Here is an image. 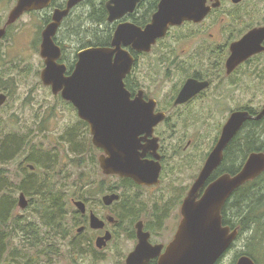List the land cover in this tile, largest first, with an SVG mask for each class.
<instances>
[{"label":"flooded vegetation","instance_id":"obj_1","mask_svg":"<svg viewBox=\"0 0 264 264\" xmlns=\"http://www.w3.org/2000/svg\"><path fill=\"white\" fill-rule=\"evenodd\" d=\"M17 1L13 0L6 18L3 20L4 22L0 24V28L6 27V34L0 39V43L9 35L22 15L26 13L37 14L42 18V24L38 27L41 28V55L44 29L53 21L54 11L67 8L69 0H51L50 4L43 9L26 11L14 23L6 25ZM98 1L83 0L74 6L62 19L54 36L55 43L61 47L62 51L58 62L66 65V76L71 75L75 70L78 53L81 50L98 46L89 43L86 46V43L83 42V46L80 47L74 57L66 51L61 34L63 37H68L69 34H65V30L69 29L68 25L74 26L73 30L79 32L78 41L84 40L83 23L80 24L79 22V25L76 26L68 23L77 10H83L80 11L78 18L84 20L86 16L87 18L90 17L92 12H94L93 15L97 14V11L102 7L106 9V21L109 23L107 30L112 32L110 44L107 46H111L114 33L120 24L131 23L144 30L152 23L154 16L163 4V0H137L132 11L127 12L120 19L109 22L107 8L109 0L97 3ZM169 2L170 0H167L169 9H175L176 6ZM205 5L209 7V11L203 19H184L180 23L169 24L164 35L158 37L151 44L150 50L140 51L131 44L122 45L133 60L132 67L124 78L125 89L128 92L127 105L129 107L144 106L142 113L152 114L151 121L154 124L150 133L144 132L138 135L137 156L141 161L156 162L160 165L159 181L157 183H142L130 176L105 173L100 162V156L106 154L105 150L94 145L97 150L101 151L98 162L103 173L114 177V180L118 179L119 182L114 186L111 184L107 186L105 189L107 191L102 195L97 207H92L80 200L84 202L86 209L82 212L75 205L79 215L77 237H80L75 241L83 248L86 245V252L83 254H88L95 259L106 258L108 257L106 252L109 250L118 251L120 249L123 251L120 244L122 240L126 239L130 248L125 251L122 264H128L129 255L135 251L139 244V232H141L142 234L148 233L147 239L152 247L163 246L160 251L158 248H152L150 252L154 256H151L147 261L144 259L145 264H158L161 255L166 251L168 244L174 239L179 228L183 218L184 201L209 156L217 146L224 126L230 117L238 112H249L251 115H257L264 107L263 105L260 109V106H255L253 102L252 104L246 102L248 94L258 92L260 86L257 85L264 81V0H205ZM85 6L88 11L85 10ZM99 27L102 26L99 24L93 26L96 35L100 33ZM254 30H257L258 34H252ZM240 43H243V53H241ZM251 44L260 49L244 58L245 48L248 49ZM234 45L237 46V54L233 58ZM236 60L237 63L235 64ZM43 61L45 66L44 58ZM144 67H149V72ZM144 70L146 71L144 72ZM148 73H157L160 78L170 80L172 84L169 91L163 96L155 92L159 89L154 91L147 83ZM152 79L157 80L156 75H153ZM49 87L51 88V86ZM0 94L6 96L5 102L0 108L1 111L11 98V94L5 88H0ZM55 95L62 97L60 92ZM64 100L73 105L71 101ZM219 113L226 116L227 120L220 125L210 149L200 157L204 156L205 159L198 165L199 171L197 172L196 148H199L197 141L190 138L183 145L182 136L177 134V127L182 123L180 127L190 130L191 124L196 126L206 123V118L214 117ZM158 118L160 119L157 121ZM250 121L264 123V117L260 120H247L227 143L221 161L199 188L198 199L220 177L226 174L235 175L244 167L246 159L252 153L250 152L245 156L244 150L245 130L250 127L248 126ZM187 134L188 132L185 131V136ZM185 169L189 170V176L192 178V181L187 185L176 176L180 175L178 171L181 172ZM165 178L169 179V182L178 181L180 183L178 189L183 192L160 206L161 198L159 196L158 200H153L154 190L161 187ZM243 187L244 184L237 188L221 208L222 224L229 227L231 233L235 230L238 232L228 250L242 233ZM111 195H117L118 198L110 204H106L104 197ZM166 199V196H162L164 203ZM75 201L79 200H74V203ZM148 205L150 208L147 213ZM92 215H96L102 221L103 226L93 228L91 226ZM168 220H171L169 228ZM86 234H89L87 238ZM82 236L83 238H81ZM106 236L108 238H104ZM77 237L74 236V239ZM99 239H105V245L102 247L98 245Z\"/></svg>","mask_w":264,"mask_h":264},{"label":"water","instance_id":"obj_2","mask_svg":"<svg viewBox=\"0 0 264 264\" xmlns=\"http://www.w3.org/2000/svg\"><path fill=\"white\" fill-rule=\"evenodd\" d=\"M81 1L83 0H69L67 8L56 9L53 21L44 29L41 56L45 59V67L41 72V79L45 85L51 86L54 94L60 92L64 99L71 101L77 108L79 117L89 124L94 145L103 148L106 153L100 156L105 173L130 176L142 183H157L160 165L156 162L141 161L137 156L138 135L150 133L154 124L151 121L152 114L142 113L144 106L127 105L128 92L125 89L124 78L130 71L133 60L122 45L131 44L140 51L150 50L151 44L164 35L169 24L180 23L184 19L201 20L208 13L209 7L205 5V0H170L169 3L176 8L169 9L167 0H163L159 12L144 30L131 23L120 24L114 33L111 46L88 47L81 50L78 53L75 70L66 76V65L58 62L62 51L55 43L54 36L62 19ZM50 2L51 0H18L6 25L14 23L24 12L43 9ZM136 2L137 0H109L108 21L113 22L122 18L133 10ZM5 34L6 27H1L0 39ZM252 34L256 35L258 31L254 30ZM239 46L243 53V43ZM259 49L251 44L248 49L245 48L244 58ZM236 54L237 46L234 47L233 58ZM234 63L236 64L237 60ZM5 99L6 96L0 94V108ZM263 117L264 107L257 115L238 112L230 117L217 146L184 201L183 218L179 228L158 264H216L229 249L238 232L235 230L231 233L229 227L222 224L221 208L237 188L264 172V151L250 153L240 172L220 177L199 199L198 191L221 161L227 143L244 123ZM30 168L35 167L30 165ZM117 198V195L105 196L104 201L110 204ZM28 204L29 200L25 193H20L19 207L26 208ZM74 204L82 212L86 210L83 201H75ZM91 226L100 228L103 223L96 215H92ZM147 238L148 233L139 232V244L129 255L128 264H145L144 259L147 261L154 256L150 252L152 248H158V251L163 248L152 247ZM104 240L99 239V247L105 245ZM236 264L255 262L249 256L243 255Z\"/></svg>","mask_w":264,"mask_h":264},{"label":"rangeland","instance_id":"obj_3","mask_svg":"<svg viewBox=\"0 0 264 264\" xmlns=\"http://www.w3.org/2000/svg\"><path fill=\"white\" fill-rule=\"evenodd\" d=\"M101 1L103 0H99L97 3ZM12 2L13 0H0V24L4 22L3 20L12 6ZM85 10L88 11L86 6ZM80 11L77 10L68 23L76 26L81 20L78 18ZM82 22L83 30L89 28L92 31L93 26L91 27V25L96 24L92 20H87V16ZM40 24H42L40 15L26 13L20 17L9 35L0 43V88L7 89L11 94V98L0 111V137L3 140L10 135L16 136L17 140L23 139L28 144L27 149L15 160L1 166L16 185L27 174L32 172V170L28 169V164L35 165V163L26 161L31 154L34 160L45 164V167L37 171L39 175L45 174L48 168H51L52 172L48 174V177L53 181L55 192L64 196L63 198L68 208L65 218L68 232H66L65 236L57 234L56 247L58 246V251L48 253L47 256L43 254L42 246L38 248H31L30 245L23 246L21 234L17 237H11L8 254L17 247L19 249L24 248L27 253V258L23 262L29 261L27 259L34 261L35 258L38 260L37 264H122V257L125 251L130 248L126 239L122 240L120 244V248H123V251L120 249L118 251L109 250L106 252L108 257L102 259H95L81 252L76 253L69 246L71 243H76L75 240L80 239V237H77L79 215L74 200H83L88 205L97 207L100 204L102 195L107 191L105 190L107 186L110 184L114 186L119 180H114V177L103 173L98 162L101 151L97 150L93 144L89 124L80 119L77 109L73 105L65 101L60 95L53 94L51 88L43 83L41 72L45 66L40 55L41 28H38ZM68 26L69 29L65 30L67 35L74 28L72 25ZM101 26L99 27V35L108 32L109 23H102ZM91 31L85 32L84 41H78L70 35L63 37V34H61L62 42L70 56L74 57L80 47L83 46V42L90 44L99 40L94 37ZM153 75H156L157 80L152 79ZM146 81L154 91L159 89L155 92L160 93V96L168 92L172 84L170 80L160 78L157 73H148V80ZM257 86H260V90L258 92H250L246 102L247 104H252L253 102L255 106L259 105L261 109L264 105V81H261L260 85ZM206 119V123L196 126L191 124L190 130L180 127L182 123L177 127V134L182 136L183 145L190 138L197 141L199 147L196 148L197 172L199 171L198 165L205 159L204 156L200 157L210 149L214 136L218 132L220 125L227 120V117L219 113ZM185 131L188 132V137L185 136ZM70 132H76L74 140L70 138ZM74 144H77L78 147H73ZM178 174L180 175L176 176L186 185L192 181L188 169L181 170V172L178 171ZM168 180L165 178L161 187L154 190L153 200H158L159 196L161 198L160 206L166 204L169 200H173L178 194L181 195L183 192L178 189L180 184L178 181L169 182ZM19 194L18 192L15 195L17 199ZM162 196L167 197L165 203L162 201ZM27 198L30 199L28 196ZM102 206H104L103 203ZM37 208V202L26 208L18 206L15 210V217H21L25 221L36 220L40 226V219L38 218L40 215L37 213ZM149 208L148 205L146 208L147 213ZM163 208L165 209V207ZM258 210L262 212L259 216L264 225V206L256 207L253 211L257 212ZM167 224L169 228L171 220H168ZM88 235L86 234V238ZM255 235L259 237L252 238V240L255 242L260 240L259 247L262 246L264 248V240L260 238V234ZM74 236L77 238L74 239ZM247 237L248 233L244 234L242 232L230 250H227L220 258L218 264H235L239 258L237 256L240 251L244 252L247 250ZM84 248L86 249V245ZM257 256L259 258L258 264H264V253L258 252Z\"/></svg>","mask_w":264,"mask_h":264},{"label":"trees","instance_id":"obj_4","mask_svg":"<svg viewBox=\"0 0 264 264\" xmlns=\"http://www.w3.org/2000/svg\"><path fill=\"white\" fill-rule=\"evenodd\" d=\"M104 6V5H103ZM91 13L87 20H92L94 23L102 25L106 23V9L101 8L97 11V14ZM83 20H80L82 24ZM79 25V23H78ZM95 24H92L94 26ZM89 28H86L83 33L90 32ZM95 37L99 39L96 43L91 42L98 46H107L110 44L112 38V32L96 35L94 29L91 31ZM98 33V32H97ZM74 39H79V32L75 30L69 33ZM84 41V40H83ZM86 41V40H85ZM89 44H86L88 46ZM248 130H245L244 150L245 156L253 151H264V124L250 121ZM69 136L72 140L76 138V132H70ZM263 138V139H262ZM74 142V141H73ZM28 147V144L23 140H17L16 136H7L1 140L0 137V264H37V259H27L29 261L23 262L27 258V253L24 248L15 247L13 252L8 254L9 242L11 237L18 236L23 237V246L30 245L33 247H43V254L45 256L48 253H55L58 251L57 234H63L65 236L68 229H66L65 218L68 212L64 196L55 192L53 181L48 174L52 172L51 168H48L45 174L39 175L38 170L45 167V164L41 161L34 160L32 154L26 159L27 162H34L28 164V169L32 170L27 174L19 184H14L10 176L8 177L6 170L1 166L15 160L22 152ZM73 147H78L74 144ZM30 165L35 168L31 169ZM11 180H10V179ZM264 172L254 180H251L244 184L243 197H244V210H243V222L241 231L245 234L248 233L247 247L244 252L239 253L237 257L243 255L249 256L258 264V252L264 253V248L259 247L260 240L255 242L252 238H256L255 234H260V238L264 240V225L259 215L262 212H254L256 207L264 206ZM25 193L30 199L28 207L37 202V213L40 215L38 222L36 220H27L21 217H15V210L17 209L18 200L16 198L17 193ZM237 203L236 201L234 202ZM243 205V204H242ZM245 205L247 206L245 208ZM252 209V210H251ZM264 216V214H263ZM257 228V232L255 230ZM47 234V235H46ZM252 245V247H250ZM76 253L86 252L78 243H71L69 245ZM30 249V248H29ZM33 261V263H32Z\"/></svg>","mask_w":264,"mask_h":264}]
</instances>
